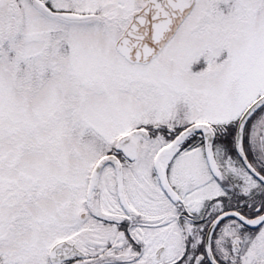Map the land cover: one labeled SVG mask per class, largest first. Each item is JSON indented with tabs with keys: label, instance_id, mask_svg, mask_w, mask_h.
Returning <instances> with one entry per match:
<instances>
[{
	"label": "snow or ice",
	"instance_id": "1",
	"mask_svg": "<svg viewBox=\"0 0 264 264\" xmlns=\"http://www.w3.org/2000/svg\"><path fill=\"white\" fill-rule=\"evenodd\" d=\"M0 264H264V0H0Z\"/></svg>",
	"mask_w": 264,
	"mask_h": 264
}]
</instances>
